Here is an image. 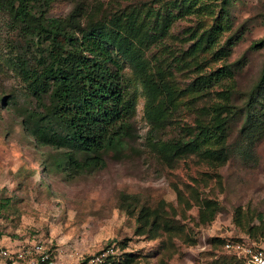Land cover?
I'll list each match as a JSON object with an SVG mask.
<instances>
[{
  "label": "rangeland",
  "instance_id": "1",
  "mask_svg": "<svg viewBox=\"0 0 264 264\" xmlns=\"http://www.w3.org/2000/svg\"><path fill=\"white\" fill-rule=\"evenodd\" d=\"M162 1L167 0H52L49 13L64 16L82 4L87 11L85 22L89 17L108 19L132 8L145 10ZM210 1L214 13L221 5L227 6L231 20L215 47L231 34L241 35L229 55L213 59L210 50L204 54L208 66L193 71L188 70L191 63H181L176 70L174 57H182L179 51L188 49L191 32L200 28L203 16L194 13L177 18L163 43L152 44L146 56L152 59L153 54H161L169 60L174 85L179 87H186L199 72L243 56L245 63L234 77L238 91L234 98L241 103L264 62V46L249 48L264 36V0ZM202 21L206 26L207 21ZM165 44L169 50H161ZM31 47L36 48L0 11V244L40 236L52 250L54 264H81L107 246L120 259L124 251L129 253V264H207L239 259L225 246L228 240L264 237V134L251 140L240 136L242 117H238L229 128L223 163H211L195 153L162 161L148 143L150 124L144 116L143 88L131 80L130 87L137 94L133 123L138 136L121 157L108 153L104 166L70 175L54 163L60 151L36 142L21 122L37 103L27 93L15 63L19 55L30 56ZM125 74L132 77L127 64ZM227 83L225 79L213 83L208 92L199 90V94L194 90V97L188 91L180 96L172 123L152 132V137L165 140L194 131L200 109L222 101L218 93ZM142 206L156 210L155 228L147 224L137 230Z\"/></svg>",
  "mask_w": 264,
  "mask_h": 264
},
{
  "label": "trees",
  "instance_id": "2",
  "mask_svg": "<svg viewBox=\"0 0 264 264\" xmlns=\"http://www.w3.org/2000/svg\"><path fill=\"white\" fill-rule=\"evenodd\" d=\"M51 5L52 0H0V11L6 12L24 39L36 47H31L28 57L19 55L15 63L27 93L37 103L23 115L22 125L36 142L60 151L54 163L66 173L73 175L104 166L108 153L121 157L138 136L133 123L137 94L130 87L131 80H137L143 88L144 116L150 124L148 143L162 161L195 153L211 163H223L228 154L229 128L238 117H242L240 136L251 140L264 134V62L239 103L234 98L238 94L234 77L245 57L199 72L186 87H179L174 85L175 72L169 60L161 54H153L152 59L146 56L152 44L163 43L177 18L195 13L203 16L200 28L191 32L193 41L188 49L179 51L182 57H174L176 70L181 63H191L188 70L193 71L194 67L208 66L205 55L210 50L213 59L225 58L241 36L231 34L215 47L218 36L230 28L227 6L221 5L214 13L210 0H167L145 10L137 7L108 19L89 17L84 22L87 11L82 4L64 16L49 13ZM202 20L207 21L206 26ZM262 46L264 36L252 41L249 48ZM167 49L165 44L161 50ZM126 64L132 77L125 74ZM224 79L228 85L218 93L222 101L200 109L194 131L165 140L152 137V132L172 123L171 115L179 109L180 96L187 91L192 97L194 90L208 92L209 85ZM157 216L155 209L142 206L136 217L137 230L147 224L155 228ZM129 256L125 251L121 259L115 253L108 254L104 261L94 264H129ZM88 257L81 264H87ZM231 259L220 261L244 264L240 258Z\"/></svg>",
  "mask_w": 264,
  "mask_h": 264
},
{
  "label": "built area",
  "instance_id": "3",
  "mask_svg": "<svg viewBox=\"0 0 264 264\" xmlns=\"http://www.w3.org/2000/svg\"><path fill=\"white\" fill-rule=\"evenodd\" d=\"M225 246L232 250L244 264H264V237L228 240ZM114 252L112 246H107L90 255L86 263H100L104 261L106 255ZM0 264H54V258L45 239L34 235L25 241L14 240L8 245L0 244Z\"/></svg>",
  "mask_w": 264,
  "mask_h": 264
}]
</instances>
